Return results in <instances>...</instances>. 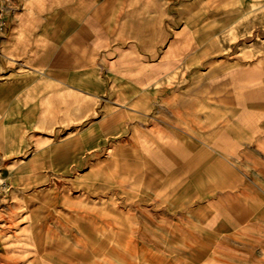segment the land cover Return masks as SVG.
<instances>
[{
	"label": "crops",
	"instance_id": "crops-1",
	"mask_svg": "<svg viewBox=\"0 0 264 264\" xmlns=\"http://www.w3.org/2000/svg\"><path fill=\"white\" fill-rule=\"evenodd\" d=\"M12 3L16 9L0 36V122L11 149L19 146L14 122L43 121L57 131L63 95L71 97L66 103L72 120L116 106L131 110L137 120L159 121L132 130L128 152L132 167L150 170L161 187L162 221L176 220L193 234L190 247L203 254L198 264H215L217 249L233 251L236 264H264V97L255 95L258 68L225 61L204 65L197 52L192 59L185 52H160V112L153 117L146 113L153 93L144 87L153 62L144 58L137 64V38L122 35L117 0ZM170 74L177 75L172 86ZM65 131L105 137L98 129ZM115 142H68L54 149L59 165L51 167L87 164L105 177L112 167L117 184L122 149ZM257 226L262 235L253 240L247 234Z\"/></svg>",
	"mask_w": 264,
	"mask_h": 264
},
{
	"label": "rangeland",
	"instance_id": "rangeland-1",
	"mask_svg": "<svg viewBox=\"0 0 264 264\" xmlns=\"http://www.w3.org/2000/svg\"><path fill=\"white\" fill-rule=\"evenodd\" d=\"M12 1L0 0V8L16 9ZM117 2L122 35L137 38V64L144 58L153 62L152 77L144 80V87L151 90L154 100L144 112L153 117L160 112L162 82L156 67L160 52H185L186 59L197 52L201 57L196 58L203 57L204 65L225 61L256 67L259 89L255 95L264 97V0ZM140 52L154 54L144 57ZM176 77L170 74V86ZM70 98L62 96L59 116L64 119L57 121V131L43 121L34 126L14 122L20 133L14 138L20 146L15 149L2 136L0 122V264H198L203 254L190 247L196 241L193 234L178 227L182 225L176 220L164 217L162 221L159 183L150 170L132 167L129 134L153 121L137 120L134 112L116 106L72 120L71 106L66 103ZM68 129L104 130L105 137H72ZM103 139L106 145L116 141L121 146L119 183L113 184L112 167L105 170H110L106 177L103 170L87 164L72 169L51 167L59 165L52 158L55 148ZM261 231L257 226L247 235L260 240ZM232 252L217 249L215 264H236L239 258Z\"/></svg>",
	"mask_w": 264,
	"mask_h": 264
},
{
	"label": "built area",
	"instance_id": "built-area-1",
	"mask_svg": "<svg viewBox=\"0 0 264 264\" xmlns=\"http://www.w3.org/2000/svg\"><path fill=\"white\" fill-rule=\"evenodd\" d=\"M13 7L5 6L0 8V36L4 35L8 29V13L14 11Z\"/></svg>",
	"mask_w": 264,
	"mask_h": 264
},
{
	"label": "bare ground",
	"instance_id": "bare-ground-1",
	"mask_svg": "<svg viewBox=\"0 0 264 264\" xmlns=\"http://www.w3.org/2000/svg\"><path fill=\"white\" fill-rule=\"evenodd\" d=\"M5 224V223H4Z\"/></svg>",
	"mask_w": 264,
	"mask_h": 264
}]
</instances>
